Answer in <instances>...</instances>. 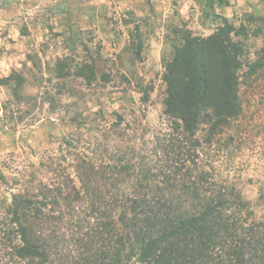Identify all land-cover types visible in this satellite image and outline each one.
Instances as JSON below:
<instances>
[{
    "label": "trees",
    "instance_id": "obj_1",
    "mask_svg": "<svg viewBox=\"0 0 264 264\" xmlns=\"http://www.w3.org/2000/svg\"><path fill=\"white\" fill-rule=\"evenodd\" d=\"M217 18L222 24L207 36L176 30L178 44L163 74L171 129L152 153L137 161L115 149L99 159L94 145L91 158L78 153L79 185L65 171L56 184L40 183L38 193L14 195L8 235L19 244L6 246L0 264H264V190L245 199L234 183L214 181L199 161V150L242 113L245 50L237 38L247 31ZM22 70L0 78V87L13 86L14 102L27 104ZM56 73L88 84L97 78L94 67L72 73L65 60ZM77 142L66 139L64 146L76 149Z\"/></svg>",
    "mask_w": 264,
    "mask_h": 264
},
{
    "label": "rangeland",
    "instance_id": "obj_2",
    "mask_svg": "<svg viewBox=\"0 0 264 264\" xmlns=\"http://www.w3.org/2000/svg\"><path fill=\"white\" fill-rule=\"evenodd\" d=\"M256 1V6L238 7L230 19L247 31L237 38L245 50L239 92L242 113L212 146L199 150L201 166L214 181L234 183L251 201L264 190V64L250 72L251 66L264 63V0ZM105 2L95 18L85 15L88 20L77 22L68 14L47 25L44 42L31 47L28 64L24 62L20 69L29 79L24 93L32 101L15 103L13 86L0 87L1 255L9 251L6 246L11 242L19 244L15 235H8L14 195L38 193L40 183L56 184L65 171L79 185L75 161L79 152L91 158L94 145L100 149L99 159L110 158L115 149L137 161L152 153L155 143L171 129L164 114L163 74L178 44L176 30L187 28L205 36L203 29L217 22L215 6L227 3L135 0L131 5L144 9L143 17L112 12ZM22 27L27 32L26 24ZM64 60L72 73L86 65L94 67L96 80L88 84L74 75L57 79V63ZM197 138L203 142L205 132ZM66 139L78 141L76 149L65 148Z\"/></svg>",
    "mask_w": 264,
    "mask_h": 264
},
{
    "label": "crops",
    "instance_id": "obj_3",
    "mask_svg": "<svg viewBox=\"0 0 264 264\" xmlns=\"http://www.w3.org/2000/svg\"><path fill=\"white\" fill-rule=\"evenodd\" d=\"M103 1L110 3L112 12L116 9V12L121 10V12L146 16L143 14L144 9H136L131 5L135 0H0V78L8 76L12 70H20L24 62L28 64L26 54L34 44L44 42L47 25L52 20L68 14L70 16L72 14V18L77 22L84 21L87 17L85 15L95 18L101 14L98 7L103 6ZM226 1L227 3L220 7L215 6L214 15L230 20L238 7L254 6L256 0ZM137 11L139 12L136 13ZM186 13L181 11L183 15ZM220 20L215 18L217 22ZM217 22L215 24L211 22L212 26L203 31L210 35L214 30L213 27L218 26ZM24 24L27 26V34L21 33Z\"/></svg>",
    "mask_w": 264,
    "mask_h": 264
}]
</instances>
